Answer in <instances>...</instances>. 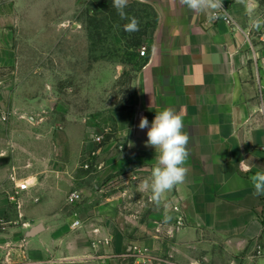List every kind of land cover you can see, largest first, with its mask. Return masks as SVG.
I'll return each instance as SVG.
<instances>
[{
  "label": "crops",
  "instance_id": "obj_1",
  "mask_svg": "<svg viewBox=\"0 0 264 264\" xmlns=\"http://www.w3.org/2000/svg\"><path fill=\"white\" fill-rule=\"evenodd\" d=\"M146 1L155 7L158 21L133 83L134 101L114 112L123 149L103 145L100 151L109 155L98 162L102 166L95 177L97 185L110 177L108 191L122 185L123 207H116L120 195L115 192L104 197L92 193L99 203L93 205L90 221L79 227L88 241L68 249L64 238L52 237L68 232L59 224L65 199L53 193L76 184V167L47 159L35 162L26 148V171L20 170L18 144L3 136L0 216H21L26 224L0 225V264H114L112 256L107 258L114 240L123 234L128 247L134 244L113 220L119 213L152 221L139 226L149 253L138 264H211L216 243L264 264V195H254L250 179L264 171V70L255 59L256 51L264 54V25H254L264 19V0H222L236 27L214 20V10L192 11L180 0ZM165 107L183 108L191 155L185 182L156 205L143 187L150 182L156 152L145 146L148 129L141 130L139 122L147 117L150 127ZM92 143L82 142L81 148ZM23 182L28 188H20ZM101 237L113 242L101 245Z\"/></svg>",
  "mask_w": 264,
  "mask_h": 264
},
{
  "label": "rangeland",
  "instance_id": "obj_2",
  "mask_svg": "<svg viewBox=\"0 0 264 264\" xmlns=\"http://www.w3.org/2000/svg\"><path fill=\"white\" fill-rule=\"evenodd\" d=\"M124 11L128 19L121 18L113 0H0V140L12 137L18 144L20 170L26 171V148L35 162L47 159L76 167V184L53 193L65 199L59 224L68 232L52 237L64 238L68 249L88 241L79 227L90 221L91 209L99 203L92 193L104 197L115 192L120 195L116 207H123L122 185L108 191L109 176L96 184L102 166L98 162L109 155L100 149L108 143L115 151L123 149L114 112L134 101L133 83L145 62L141 50L152 45L149 34L158 21L155 7L146 0H128ZM132 17L139 21V30L125 31ZM88 140L92 145L81 148ZM75 190L82 198L70 202L68 196ZM3 218L5 225L26 224L21 216L15 219L7 213ZM77 219L80 224L73 225ZM113 220L134 244L128 247L120 234L107 258L113 257L114 264H138L149 253L142 242L147 235L139 227L147 219L119 213ZM111 242L100 239L101 245ZM216 244L211 264H256L246 252Z\"/></svg>",
  "mask_w": 264,
  "mask_h": 264
},
{
  "label": "clouds",
  "instance_id": "obj_3",
  "mask_svg": "<svg viewBox=\"0 0 264 264\" xmlns=\"http://www.w3.org/2000/svg\"><path fill=\"white\" fill-rule=\"evenodd\" d=\"M181 4L192 11L208 12L222 8V0H180ZM122 19H128L124 9L128 0H113ZM214 18V17H213ZM255 27L264 25V19H257ZM125 31H138L139 21L132 17L130 22L124 25ZM141 130L147 128L146 147H152L156 152V163L151 171L150 182L145 181L143 187L150 191V200L159 205L167 192L175 186L185 182L188 168L187 161L191 155L189 144L191 134L185 131L183 108L179 110L173 107H165L156 112L149 127L147 117H141L139 122ZM132 147V143H129ZM255 189L254 195H264V171H257L251 178Z\"/></svg>",
  "mask_w": 264,
  "mask_h": 264
},
{
  "label": "built area",
  "instance_id": "obj_4",
  "mask_svg": "<svg viewBox=\"0 0 264 264\" xmlns=\"http://www.w3.org/2000/svg\"><path fill=\"white\" fill-rule=\"evenodd\" d=\"M212 18L214 20H220L221 19V20L225 21L226 23L232 25L233 27H236V20L232 16L229 8L226 7L223 4H222V8H218V9H215L213 11ZM260 39L264 43V31L262 32V34L260 36ZM263 46H264V44H263ZM146 52H147V49H146V46H144L143 49L141 50V54L142 55H146ZM257 52L258 51L255 52V55H256L255 59H256L257 67L260 70H264V54L263 55H261L260 53L257 54ZM96 139L100 140L101 137L100 136H97ZM96 153H97V151H95V150L92 151V154L95 155ZM88 166H89V163L87 162L86 163V167H88ZM20 188H22V189L28 188V183L27 182L21 183L20 184ZM81 194L82 193L80 191L75 190V191L71 192V194L68 196V200L70 202L79 201L82 198V195ZM181 220L182 219H180V218L178 219V222L180 224L182 223ZM4 223H5V221H4L3 217L0 216V225L5 226ZM79 224H80V220L79 219L75 220L74 223H73V225H79ZM261 252H262L261 248H258V253H261ZM139 255H143V252H140L139 251Z\"/></svg>",
  "mask_w": 264,
  "mask_h": 264
}]
</instances>
